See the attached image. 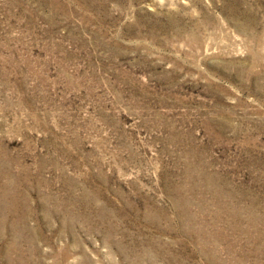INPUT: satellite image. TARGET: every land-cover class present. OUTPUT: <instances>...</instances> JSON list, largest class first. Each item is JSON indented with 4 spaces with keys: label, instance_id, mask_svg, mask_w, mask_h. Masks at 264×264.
<instances>
[{
    "label": "rangeland",
    "instance_id": "rangeland-1",
    "mask_svg": "<svg viewBox=\"0 0 264 264\" xmlns=\"http://www.w3.org/2000/svg\"><path fill=\"white\" fill-rule=\"evenodd\" d=\"M0 264H264V0H0Z\"/></svg>",
    "mask_w": 264,
    "mask_h": 264
}]
</instances>
